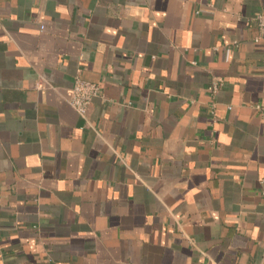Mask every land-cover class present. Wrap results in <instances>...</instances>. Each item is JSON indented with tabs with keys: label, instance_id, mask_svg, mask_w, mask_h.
<instances>
[{
	"label": "crops",
	"instance_id": "crops-1",
	"mask_svg": "<svg viewBox=\"0 0 264 264\" xmlns=\"http://www.w3.org/2000/svg\"><path fill=\"white\" fill-rule=\"evenodd\" d=\"M260 11L0 0V264H264Z\"/></svg>",
	"mask_w": 264,
	"mask_h": 264
},
{
	"label": "built area",
	"instance_id": "built-area-1",
	"mask_svg": "<svg viewBox=\"0 0 264 264\" xmlns=\"http://www.w3.org/2000/svg\"><path fill=\"white\" fill-rule=\"evenodd\" d=\"M255 21L257 23L260 35L256 41H264V11H260L255 15ZM219 85L214 82L209 91L216 92ZM100 94V88L98 85L83 81L77 78L73 84L70 105L81 115L85 116L88 112L89 106L96 96Z\"/></svg>",
	"mask_w": 264,
	"mask_h": 264
}]
</instances>
